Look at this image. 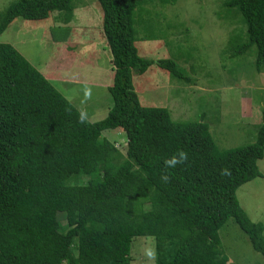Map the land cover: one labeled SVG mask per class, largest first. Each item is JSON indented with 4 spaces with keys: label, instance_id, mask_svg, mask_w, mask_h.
<instances>
[{
    "label": "trees",
    "instance_id": "1",
    "mask_svg": "<svg viewBox=\"0 0 264 264\" xmlns=\"http://www.w3.org/2000/svg\"><path fill=\"white\" fill-rule=\"evenodd\" d=\"M72 2L20 0L2 18L0 36L18 18L70 13ZM98 2L114 73L107 89L112 106L99 122H90L12 44L0 42V264H130L139 237L154 239L155 264H228L219 230L229 219L264 259V226L236 195L261 177L264 115L255 141L220 148L203 119L173 120L165 107L142 105L132 77L156 62L136 45L143 1ZM224 4L246 26L231 36L230 57L255 48L262 71L264 0ZM157 64L191 83L177 61ZM107 131L124 135L122 151ZM180 150L188 161L166 168Z\"/></svg>",
    "mask_w": 264,
    "mask_h": 264
},
{
    "label": "rangeland",
    "instance_id": "2",
    "mask_svg": "<svg viewBox=\"0 0 264 264\" xmlns=\"http://www.w3.org/2000/svg\"><path fill=\"white\" fill-rule=\"evenodd\" d=\"M20 0H0V23ZM136 16L139 53L156 62L132 81L140 103L169 109L173 120L203 119L220 148L255 141L264 115V67H256V50L230 57L231 36L246 30L225 0H142ZM73 11H52L44 21L18 18L0 36L12 44L90 122L104 119L112 106V53L103 30L98 0H73ZM138 15V13H140ZM233 50V49H232ZM173 59L191 83L173 77L157 64ZM122 151L126 138L104 133ZM125 138V140H124ZM258 176L236 190L250 219L264 226V156ZM84 182V179H81ZM65 228V221L61 220ZM228 264H264L233 219L220 228ZM130 264H155L152 237L136 238Z\"/></svg>",
    "mask_w": 264,
    "mask_h": 264
},
{
    "label": "clouds",
    "instance_id": "3",
    "mask_svg": "<svg viewBox=\"0 0 264 264\" xmlns=\"http://www.w3.org/2000/svg\"><path fill=\"white\" fill-rule=\"evenodd\" d=\"M188 161V154L187 152L180 150L178 153L174 154L172 157L167 159L165 161V167L166 168H175L177 165L185 164ZM222 175H226L227 170H222L221 171ZM169 175L167 173L163 174L161 176V180L165 183L169 182Z\"/></svg>",
    "mask_w": 264,
    "mask_h": 264
},
{
    "label": "crops",
    "instance_id": "4",
    "mask_svg": "<svg viewBox=\"0 0 264 264\" xmlns=\"http://www.w3.org/2000/svg\"><path fill=\"white\" fill-rule=\"evenodd\" d=\"M48 78V77H47ZM48 79H50V78H48Z\"/></svg>",
    "mask_w": 264,
    "mask_h": 264
}]
</instances>
